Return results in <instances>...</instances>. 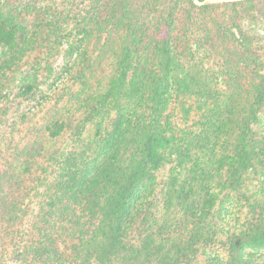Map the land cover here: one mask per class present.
Segmentation results:
<instances>
[{
  "label": "trees",
  "instance_id": "1",
  "mask_svg": "<svg viewBox=\"0 0 264 264\" xmlns=\"http://www.w3.org/2000/svg\"><path fill=\"white\" fill-rule=\"evenodd\" d=\"M40 1L0 0V264H262L264 0Z\"/></svg>",
  "mask_w": 264,
  "mask_h": 264
},
{
  "label": "rangeland",
  "instance_id": "2",
  "mask_svg": "<svg viewBox=\"0 0 264 264\" xmlns=\"http://www.w3.org/2000/svg\"><path fill=\"white\" fill-rule=\"evenodd\" d=\"M12 1V0H11ZM47 4V3H52L54 4L55 6H58L59 8H63L65 10V12H67L68 10V13L71 14L72 12L74 11H79L82 10V8L84 7V3H86V0H42L40 1L39 4ZM16 5V3H14ZM27 19H28V25H32L33 24V21H34V18L32 16H27ZM32 31L33 28L31 27L30 28ZM35 50V49H34ZM47 49L44 47V52H46ZM45 53L43 54H39L38 51H34L32 52V54L28 53L27 56L25 57L24 61L25 63L23 64L22 66V70L24 71V74H31V76H33L35 74V77H36V81H38V83H40L41 85L43 80L45 79V77L47 76L46 74L48 73V67L45 63ZM70 59H67V61L65 60L64 56L63 55H59L57 56L56 58L53 59L52 61V65H51V75L47 78V82L48 84L51 83L52 85V89H55L57 87L60 86V80L65 76V73H58V74H53V71H58V72H61L59 71L62 66L65 67V65H69L70 64ZM63 74V75H62ZM58 78V79H57ZM17 83V82H16ZM65 84V83H64ZM17 88H16V93H19L20 91V83H17ZM15 85V86H16ZM18 95V94H16ZM16 95H11L9 97V100L8 103L5 101L4 103L2 102L1 103V106H7L8 108H12V110L10 111V113L8 114V121H13L14 118L17 116L16 115V112L20 110H24V109H29L31 110L34 106V109L35 108V101H26L25 99H23L21 96L18 97ZM37 100V98H36ZM39 102L41 103V99H39ZM53 103L54 104V101L50 100L49 101V104L50 103ZM17 103L18 105L15 107V109L13 108ZM39 103V104H40ZM264 125V123H262ZM2 123L0 124V131H2L3 127H1ZM29 192L27 193L29 196V198L31 199L32 201V205H30V211L28 212V216L27 218L25 219V224L28 225L29 224V221L33 219V210H36L35 208V201L37 200V195H36V191H33L32 189H29L28 190ZM214 251L217 250V252H220L221 251V248L219 247V245H216L213 247ZM247 252H255V250H251L250 248L246 250ZM256 254L258 255V261L259 262H262V264H264V249H260V250H257L256 251Z\"/></svg>",
  "mask_w": 264,
  "mask_h": 264
}]
</instances>
